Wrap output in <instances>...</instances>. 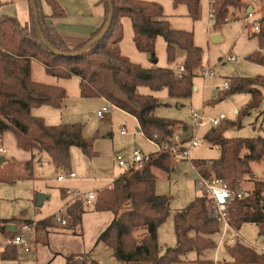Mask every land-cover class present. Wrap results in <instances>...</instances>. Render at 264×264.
<instances>
[{"label": "trees", "instance_id": "obj_1", "mask_svg": "<svg viewBox=\"0 0 264 264\" xmlns=\"http://www.w3.org/2000/svg\"><path fill=\"white\" fill-rule=\"evenodd\" d=\"M52 8L51 14L43 11V0H36L40 25L47 41L41 39L36 25L34 10L30 3V20L22 24L16 17L0 15V140L7 132H12L20 148L28 151H44L59 168L71 169V148L78 146L88 157H94L95 137H85L82 123L49 125L42 117L34 116L32 110L42 105L61 108L67 97V90L57 84H46L32 79V61L44 65L46 72L57 78H79L80 94L85 98H104L111 105L135 118L137 129L145 138L162 143L172 137L179 125L188 130L189 124L176 119L159 117L155 110L161 105L152 93H140V86H147L153 92L167 89L171 98H191L194 92V78L205 68L203 49L195 43L193 31L175 29L165 18L164 8L156 2L143 0H100L105 7L104 22L90 39L70 49L58 29L48 20L64 17L65 9L58 0H46ZM175 5L185 4L188 16L197 21L201 18V0H174ZM247 7L244 0H215L216 15L214 28L226 23V18L237 10ZM111 7L114 8L112 24L107 34L95 40L102 32ZM128 17L133 28V40L138 51L156 58V41L162 36L166 41L167 60L177 61L184 55L185 70L178 73L171 67L146 68L133 62L119 48L124 37L121 20ZM264 50V31L255 34ZM51 47L67 53L58 55ZM251 61L264 65L261 51L249 56ZM230 93H248L249 103L243 112H238V120H225L218 127H210L203 139L216 146L220 155L207 161L192 160V166L200 176L220 178L234 191H243L241 198H235L228 206L230 223L238 231L247 222L259 227V235L264 236V181L252 179V162L264 160V136L228 137L226 131L241 124L245 113L259 107L262 102L264 76L232 77ZM217 93H220L219 91ZM221 94V93H220ZM222 96V95H221ZM221 97L220 100H223ZM216 99L215 101H217ZM33 158L25 162L26 173L8 175L2 169H13L15 162H0V181L13 182L18 178H33ZM176 156L170 152H156L143 168H132L117 177L111 185L97 191L92 202L100 212H112L113 218L99 235L113 250V255L121 263L173 264L182 255L196 252L195 264H214L208 258L215 249L214 236L220 229L219 222L210 215L212 198L202 193L189 205L176 211L174 226L177 245L161 253L158 242V228L170 216L171 197L158 194L156 190L157 172L167 175L175 172ZM251 176L254 186L246 190L243 183ZM62 196L67 191L61 189ZM86 202L74 198L66 205L64 229H75L83 223ZM61 214H54L37 222V235L50 228H58ZM24 220V221H23ZM31 219L0 218V232L9 234V226L31 222ZM229 255L220 264H264V249H258L241 241L227 244ZM19 249L10 246L0 250L2 259H18ZM65 264H100L90 253L66 256Z\"/></svg>", "mask_w": 264, "mask_h": 264}, {"label": "rangeland", "instance_id": "obj_2", "mask_svg": "<svg viewBox=\"0 0 264 264\" xmlns=\"http://www.w3.org/2000/svg\"><path fill=\"white\" fill-rule=\"evenodd\" d=\"M143 1L161 4L164 8L165 18L173 24L174 28L193 31L195 43L203 49V64L205 66L203 71L194 78L197 89L194 90L191 98H171L167 89L153 92L147 86L138 88L140 93H152L159 98L161 105L155 110L157 116L176 119L189 124L188 130L185 131L183 125H179L176 132H180L184 136L193 132L200 139L199 146L191 150L190 158L178 155L174 165L175 172L170 175L157 172V193L171 197L170 216L158 228V242L161 253H164L167 248L177 245L174 214L202 194V189L199 186L200 175L192 166V160L210 161L220 155L216 146L210 145L203 139L204 133L211 127L210 124L193 130L195 123L193 112L203 115L206 119L225 113L228 120L237 121L238 112L245 110L251 95L248 93H230L224 89L223 85L232 77L264 76V65L249 59V56L254 52L261 51L264 54V50L260 46L258 37H254L252 34L253 32L257 33L252 27L253 21L243 19L246 6L235 13H231L228 16L229 22L226 20V23L214 28V20L210 18L209 0H201L202 16L197 21L187 15L188 9L185 4L175 5L174 0ZM244 1L246 5L255 4L264 13V0L258 2L255 0ZM58 2L66 11V15L60 21H62L64 28L69 30V33L64 32L66 36L64 39L70 46L80 40L79 36L83 38L86 29L88 30L89 27L98 23L101 17L100 13H103L105 17V7L100 3V0H58ZM0 3L1 6L4 5L2 10L12 12L9 15L13 17L15 15L12 14H20V11L25 12L29 9L28 0H0ZM2 10L0 9V12ZM43 11L48 15L52 13L51 5L46 0H43ZM121 23L124 37L120 43V48L123 54L127 55L133 62L146 68L155 66L177 69L180 64H184L183 54L178 57L176 62H168L166 41L162 36L157 38L156 58L154 60L151 59L150 54L138 51L134 44L130 19L123 17ZM79 31H82V34H79ZM213 35H219L221 39L215 41L212 38ZM228 56L237 58V62L228 61ZM207 69L212 70L214 76L205 77L204 71ZM31 70L33 80L46 84H57L67 90L66 100H64L61 108L42 105L33 108L32 114L42 117L49 125L82 123L84 136L95 137L93 148L97 152L96 156L88 157L81 148L73 146L71 148V169L64 171L46 152L22 149L12 132L4 134L0 140V146L5 149V152H1L0 157L5 158L6 162H15L16 166L13 169L4 168L2 171L8 175H23L26 173L25 162L33 158L34 177H22L13 182L0 181V218L31 219L37 223L39 220L58 214L61 209L66 212V205L69 200L85 197L89 193H95L102 187L110 185L114 178L119 177V174L126 170L119 166L118 155L130 160L133 151L141 150L145 153H154L158 150V145L145 138L137 130V122L131 115L111 105L103 98L82 97L78 77L64 78L59 83H55L54 78H51L52 75L46 72L40 62H34L33 68L31 64ZM215 89H218L221 94L215 93ZM261 90L263 97L259 107L245 113L241 118L240 126L227 130L226 135L228 137L264 136V87H261ZM221 97H224L223 100H220ZM216 99L218 100L215 101ZM104 106L110 109L101 118L98 111ZM118 124L125 126L129 131L128 134L122 135ZM251 167L253 170L252 179L264 181V160L252 162ZM69 172L75 173V177H68ZM192 172L197 175L192 177ZM60 175H65V179L59 180ZM254 175H258L257 178ZM247 178L249 180L251 176ZM243 184L246 190L253 189V181H245ZM61 188L66 189L68 193L65 198L61 197ZM40 194L47 196L43 205L38 204ZM108 218H113L112 212L97 211L94 209L93 203H88L83 216V223L80 226L71 230L62 228V225L58 228H50L51 232L55 230L59 232L49 234V236H46V233H42L41 236L36 233L33 250L30 254L25 255L19 251L20 257L18 259L0 258V264H65L66 256L72 253H90L92 258L100 264H121L114 257L112 248L105 242L98 240L101 232L109 224ZM23 224L24 222H21L17 226ZM1 233L3 232H0V239L2 238ZM237 235L242 243L264 249V236L259 235L257 224L251 222L243 224L237 231ZM219 237L218 231L214 236L216 244ZM96 243L99 245L95 247ZM215 249L207 255L208 258L214 260V264H220L222 260L229 258L225 248L219 249L217 253H215ZM214 253L217 259H215ZM195 256V252H189L182 255L181 259L173 264H195V261L198 260V258H194Z\"/></svg>", "mask_w": 264, "mask_h": 264}, {"label": "built area", "instance_id": "obj_3", "mask_svg": "<svg viewBox=\"0 0 264 264\" xmlns=\"http://www.w3.org/2000/svg\"><path fill=\"white\" fill-rule=\"evenodd\" d=\"M210 1V18L215 21L216 15L214 12L213 4L215 0ZM258 2L259 0H255ZM255 4H252L251 10L248 8L245 9V17L243 18L246 21H253V29L257 32L264 31V13L258 8ZM260 12V13H259ZM227 22H229V18H226ZM225 20V21H226ZM238 21V20H236ZM228 61L237 62V58L232 56L227 57ZM177 72L182 73L185 70L184 64H180L177 67ZM205 77H212L214 76L212 70L207 69L204 71ZM226 91H230L232 89L231 82L225 81L223 85ZM109 107L104 106L101 110L98 111V115L103 118L106 112L109 111ZM193 118L195 123L193 124V130L195 128H199L210 124L211 127H218L220 126L223 121L227 120V116L225 113H221L213 118L206 119L203 115L198 114L197 112H193ZM120 127V133L122 135L128 134V130L125 126L118 124ZM186 131V130H185ZM157 144V143H156ZM200 144V139L196 135V133H191L190 135L184 136L180 132H176L172 137L166 138L162 143L157 144L158 150L157 152H170L176 158L178 155H181L185 158L191 157V150ZM5 152V149L0 146V153ZM156 153V152H155ZM153 153H145L141 150L133 151L132 158L130 160L126 159L122 155L117 156V162L119 166L125 168L126 170L137 168L141 169L144 167L146 163H148L152 158ZM177 168V167H176ZM257 176L258 175H254ZM68 177L74 178L75 173L69 172ZM59 180H64L65 175H60L58 177ZM255 180V179H254ZM199 186L202 189V193L209 195L212 198V205L210 208V215L216 219L220 224L219 229V240L216 244L218 249L225 248L227 244H234L239 240V236L237 235V230L233 227V225L229 221L228 217V206L235 198H241L244 195V192L241 191H234L228 186L227 182L220 178H206L203 176H199ZM80 196V195H78ZM84 200L87 204L92 203L96 198L95 193H91L85 197H80ZM60 217L58 221L61 225H67V219L64 218L65 210L61 209L59 211ZM37 230V223L31 222H24L21 226H16L15 233H1L2 238L0 239V247L4 249V247L14 246L17 247L20 252L27 255L32 252L33 241L35 239V234ZM1 249V250H2Z\"/></svg>", "mask_w": 264, "mask_h": 264}, {"label": "crops", "instance_id": "obj_4", "mask_svg": "<svg viewBox=\"0 0 264 264\" xmlns=\"http://www.w3.org/2000/svg\"><path fill=\"white\" fill-rule=\"evenodd\" d=\"M28 3H29V9L26 11L25 10V12L24 11H20L19 13L20 14H17L16 12V14H12V15H15V17L22 23V24H25V23H27V22H29V20H30V13H29V10H30V0H28ZM252 4L251 3H249L248 5H247V7L246 8H248L249 9V7L251 6ZM0 6H1V3H0ZM62 6V5H61ZM2 8H4V5H2L1 7H0V9L2 10ZM6 8V7H5ZM3 11V12H2ZM1 12H0V15H9V14H11L12 12H7L6 10H2ZM81 13H83V12H81ZM101 14V17H100V20L98 21V23L96 24V25H94V26H92V27H89L88 28V30L86 29V31H85V33L83 34V38H82V36H79V41L78 42H75V43H73V44H71V46L70 45H67V41H65V39H66V36L64 35V32H66V33H69V30H67V29H65L64 28V26H63V24H62V21H60V19H63L62 17H53V18H50L49 20H48V22H49V24H51L52 26H54V27H56L57 29H58V31H59V33H60V35L63 37V39H64V41H65V43H66V45L67 46H69L70 48H73V47H75V46H77V45H79V44H81V43H84V42H86V41H88L89 39H90V37H91V35L95 32V31H97L98 29H99V27L102 25V23H103V21H104V15H103V13H100ZM165 14V13H164ZM188 15V14H187ZM10 16V15H9ZM130 19V18H129ZM131 21V20H130ZM131 25H132V23H131ZM172 26H173V24H172ZM133 29V28H132ZM176 29V28H175ZM80 33L79 34H82L81 32L82 31H79ZM92 33V34H91ZM253 34V36L255 37V34H256V32H253L252 33ZM121 43V42H120ZM120 43H119V48H120ZM135 44V43H134ZM121 49V48H120ZM181 56V54L179 55V57ZM34 62H37V61H32V68H33V63ZM42 66L44 67V65L42 64ZM153 67H155V66H153ZM152 67V68H153ZM45 68V67H44ZM33 76V75H32ZM51 78H54V80L56 81L55 83H59L61 80H64V79H61V78H57V77H55V76H52ZM34 79V78H33ZM51 83H53V82H51ZM215 93H217L218 92V89H215V91H214ZM104 99V98H103ZM66 100V99H65ZM103 108V107H102ZM99 110H101V109H99ZM238 112V111H237ZM156 115V114H155ZM138 130V129H137ZM145 137V136H144ZM157 152V151H156ZM155 153V152H154ZM125 171H123V173H124ZM123 173H121V174H119V176L120 175H122ZM118 177V176H117ZM116 177V178H117ZM116 178H114L113 180H112V182L116 179ZM246 181H248V178H246L245 179ZM249 180H251V179H249ZM112 184V183H111ZM110 184V185H111ZM109 186V185H108ZM105 187H107V186H105ZM105 187H102V188H105ZM101 188V189H102ZM61 189H64V188H61ZM64 190H66V189H64ZM97 191V190H96ZM60 192H61V190H60ZM95 193H97V192H95ZM90 194V193H89ZM61 197L62 198H65V197H63L62 196V193H61ZM71 200H73V199H71ZM71 200H69V201H71ZM112 220V218H108V223H110V221ZM63 226V225H62ZM55 232H59V231H54V232H50V235H52V234H54ZM240 240V239H239ZM97 245H99V243H96L95 244V247L97 246ZM220 249H222V248H220ZM216 251H215V253H217V251L219 250L218 248H216L215 249ZM92 251V250H91ZM196 253V252H195ZM215 253H214V257H215V259H217V257H216V255H215ZM75 254H82V253H75ZM90 256H91V254H90ZM92 257V256H91ZM194 258H198L197 257V254H196V256L194 257ZM95 260V259H94ZM98 262V261H97ZM121 263V262H120ZM134 263H136V264H143V263H137V262H126V263H121V264H134Z\"/></svg>", "mask_w": 264, "mask_h": 264}, {"label": "water", "instance_id": "obj_5", "mask_svg": "<svg viewBox=\"0 0 264 264\" xmlns=\"http://www.w3.org/2000/svg\"><path fill=\"white\" fill-rule=\"evenodd\" d=\"M30 3L32 5V8L34 10V17H35V21H36V25H37V28L39 30V33H40V36H41V39L44 43L47 44V41L44 37V34L42 32V28H41V25H40V18H39V11H38V7H37V4H36V0H30ZM252 8V5L249 7V10H251ZM113 15H114V8L111 7L110 9V14H109V17H108V21L106 23V26L104 27V29L102 30L101 34L93 41H91L89 44H92L93 42H96L100 39H102L106 34L107 32L109 31L110 29V26L112 24V20H113ZM212 38L215 40V41H218L221 39V37L219 35H213ZM51 49L58 55H71V56H74L76 54L72 53V54H67V53H64V52H61L53 47H51ZM197 89V87L195 86L194 87V90ZM5 160V158L3 157H0V162L3 163V161ZM197 174L195 172H192L191 173V176L192 177H195ZM47 196L45 195H39L38 196V204L39 205H43L44 201L46 200ZM9 230L11 233H15L16 232V226L15 225H10L9 226Z\"/></svg>", "mask_w": 264, "mask_h": 264}]
</instances>
